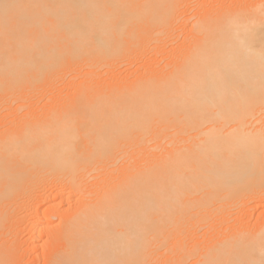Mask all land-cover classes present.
<instances>
[{"label": "bare ground", "instance_id": "6f19581e", "mask_svg": "<svg viewBox=\"0 0 264 264\" xmlns=\"http://www.w3.org/2000/svg\"><path fill=\"white\" fill-rule=\"evenodd\" d=\"M174 1L0 0V104L87 69L65 104L74 116L50 122L49 134L23 117L0 133V239L27 200L64 195L75 207L58 215L55 264H264V224L237 223L264 200V0L205 11L174 61L98 86L108 58L162 41ZM247 200L261 203L243 213ZM39 219L31 214L27 231ZM8 258L0 245V264Z\"/></svg>", "mask_w": 264, "mask_h": 264}, {"label": "rangeland", "instance_id": "374dc122", "mask_svg": "<svg viewBox=\"0 0 264 264\" xmlns=\"http://www.w3.org/2000/svg\"><path fill=\"white\" fill-rule=\"evenodd\" d=\"M179 1L175 0L173 2V4H174L173 7L174 6L175 7L178 6V7L176 8V10L174 7V10H173V11H175V12H173L174 14H170L169 19L171 20V22L168 19L169 20L168 21L169 22L168 28H165L166 34L163 36L162 41L158 44L153 43V45H151V47H145V48H142V50H140V51L132 52L129 55H126V57H124L122 59H116V57H118L119 54L114 55L112 59L108 58V62L114 63V67L112 66L109 69L107 68L109 71L106 70L105 68H102L101 70H99L97 72V76L98 75L101 76V78H96V79H98V84H99L98 86L106 87L109 85H117V83L120 84L121 82H125V81H127V83H130V81L137 78V76H140L141 74L145 73V69L148 70L150 65L154 69H162L164 67V65L166 66V63L169 64L172 61H174L175 60L174 58L178 57L179 52L181 53L183 51V48L185 47V45L187 46L189 44L190 35L188 36V34H190V32H189L190 23H192L195 19L204 16V14L206 12L208 13V12L214 11L213 13H215L218 10L226 8L227 6L228 7L231 6L234 0H213V1L212 0L211 1H209V0H184V1H182L181 0L180 5H176V2L178 3ZM223 2H225L226 5ZM251 3L253 4L254 2L251 1ZM222 4L224 6H222ZM248 4H250V1H249V3L246 2L245 4H243V6L248 5ZM211 5H212V7H211ZM218 5L220 8H217ZM180 6H181V8H180ZM203 6L205 8H207V10ZM191 7H192V9H191ZM180 9L182 12L180 11ZM182 9H184V11ZM175 13H177L178 16H175L176 15ZM190 14H192V15H190ZM186 16H187V18H186ZM192 18H194V20ZM180 22L182 24H180ZM177 25H179V26H177ZM174 27H175V29H174ZM176 27H179L180 29L176 28ZM186 36H187V38L185 40ZM166 37H168V38H166ZM140 39H141V37L139 38L138 43H140ZM167 39L169 42L171 39V42H173V43L166 42ZM173 39H174V41H172ZM163 40L166 42L164 45L162 44L164 42ZM153 46H155V47L152 48ZM155 48H156V50H155ZM57 60L60 61V57ZM155 60H156V62H155ZM155 63H156V65H155ZM152 64H154V65H152ZM147 70H146V72L149 71V70L148 71ZM77 71L79 72L80 75L78 74ZM77 71H75L77 74L74 72L76 75L75 77H77V79H71L70 78V77H72L71 75H73V73L69 74V75L63 74L62 77H65V78H57V80L52 84V87L54 88V90L51 91V92H53L52 96L41 95L44 92V90L49 91L52 89V87L49 88L47 86V87H42V90L40 91L41 94L35 93L31 97H27L26 95H23L21 97L15 98L17 102L14 104H5V103L0 104V106H1L0 107V133L2 131L4 133V132H7L8 130L14 129V127L16 126V123H14V122L11 123V121L17 120L18 118L22 119V117H23L25 121L36 119L35 122L37 125H34V126H37L38 129H42L45 131L46 134H49L50 128L56 126L53 123L49 124L50 122H52L54 120H58V119H62V122H65V120L63 118L68 117V116H74L73 115L74 110H70L69 108H65V104H66V101L68 99H71V93H72V91L75 90L76 84L78 85L79 83L85 81L84 77L82 75H84V73L87 72V69L77 68ZM80 76H82V77H80ZM69 81H71V84H69ZM62 83H65V84L62 85ZM73 87H74V89H73ZM57 88H58V90L63 88L62 89L63 91L61 90V92H62L61 96H57V95H60ZM55 90H57V91H55ZM52 97H54V98H52ZM49 98H52V99L49 100ZM17 105H22L23 108L21 110L16 111L15 109H16ZM9 123H11L13 126ZM110 151L115 156H118L120 153L119 147H112L110 149ZM35 182H36V180H32L31 186H29L28 188L31 189L32 191H34L35 194H39L40 192H38V191H39L40 185L38 183H36L34 185ZM48 184H49L48 182H44L42 184V186H47ZM63 196L61 199L59 198L61 201H59V199L57 197L55 199V201L53 200V202L44 200V203H43V201H40V200H42L40 198H37L36 200L35 199H33V200L29 199L24 204V206L26 205L25 212L23 210V213H21L22 212L21 211V212H19L20 213L19 214L18 212L13 211V212H11L12 215L10 214L9 216H7L8 220L7 219L6 220L8 222V225L6 223V228L3 231L5 233V235L0 239V245L4 246V249L7 251L8 256H9V258L6 260V264H48V262H51V261L53 262V259L52 258L50 259L49 256H52V257L56 256V255L55 256H53V255L55 254V252L57 254L58 251L56 249L59 250L60 243H61L60 239H62V227L60 226V221H59L60 219L58 218L61 216H58V215L60 213H63V212L69 214V213H71V211L75 207V203H73V201L66 202L67 200H66L65 196L64 197ZM57 201H59V203ZM244 201L246 202V200H244ZM48 202H50L51 204H49ZM249 203L247 200V205H244V207L242 208V210H245L243 213H246V209L248 208V207L245 208V206L258 205L261 202H253L254 204H252V202H251V205ZM20 204H19V206H20ZM52 204H53V206L50 210L49 205L51 206ZM55 204H56V206H55ZM262 204H263L262 207H258V209L249 210L246 213L247 215L245 214L246 216L242 215V211L237 214V216H239L241 214L240 217L237 219L238 224L241 221L239 226L242 224L240 226L242 228H239V229H243V231H246V232H248V231L252 232L253 230H256L257 227L259 228V227L263 226L261 224H264V200H263ZM35 206H37V207H35ZM31 207H32V210H31ZM34 208L37 210H35ZM27 209L31 210V211L35 210L36 213H34V215H33V213L28 211ZM46 209H49V210L47 211ZM62 210H64V211H62ZM43 213L44 214L48 213V214L46 216H44ZM15 214L18 216L17 220H16L17 216ZM31 214L34 218L35 217L40 218L39 221L42 223L40 225H37V228H35V230L33 229L31 231L28 229V231H27L26 225L30 221L29 219L31 217ZM36 214H38V215H36ZM42 215L44 216V218L42 217ZM60 215H62V214H60ZM12 217L14 220H16L14 222L15 224L13 223L14 220L12 219ZM42 218H43V220H42ZM44 219H47V220L50 219V220L44 221ZM244 219H247V220L244 221ZM16 225H18V226H16ZM239 226H237V227H239ZM227 227H230V226H226V228ZM36 229H37V231H36ZM18 230H20V232ZM39 230H41L42 232H40ZM230 232H231V229H228L227 232H224V236L225 237L229 236ZM203 233H204V231H202V233L200 231L199 237L197 238L199 241L203 240V236H202ZM12 235H14V236H12ZM36 235L39 237H37ZM180 239L186 241L185 240V234H183L180 237ZM50 242H53V243H50ZM186 243H187V246H186L187 249L192 246L191 241L190 242L186 241ZM45 245H47V247H45ZM28 246H29V248H28ZM44 250L46 251V253H45L46 255L44 254V252H45ZM48 260H50V261H48ZM49 264H55V263L53 262V263H49Z\"/></svg>", "mask_w": 264, "mask_h": 264}]
</instances>
